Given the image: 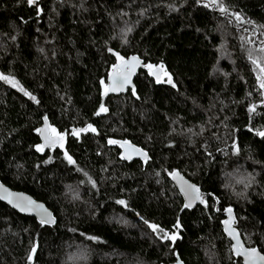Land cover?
<instances>
[{
    "label": "trees",
    "instance_id": "trees-1",
    "mask_svg": "<svg viewBox=\"0 0 264 264\" xmlns=\"http://www.w3.org/2000/svg\"><path fill=\"white\" fill-rule=\"evenodd\" d=\"M262 47L264 0H0V74L19 85L0 81V182L57 219L0 202V264H242L229 208L264 255V93L249 58L264 64ZM133 55L163 79L140 71L97 115L110 69ZM44 118L63 147L37 151ZM123 141L148 159L124 160ZM175 171L203 205L184 207Z\"/></svg>",
    "mask_w": 264,
    "mask_h": 264
},
{
    "label": "water",
    "instance_id": "water-1",
    "mask_svg": "<svg viewBox=\"0 0 264 264\" xmlns=\"http://www.w3.org/2000/svg\"><path fill=\"white\" fill-rule=\"evenodd\" d=\"M136 57L139 60V63L133 68L131 69V75H130V83H127L124 85L123 89H117L115 91L113 90H108L107 93L103 94L101 97V103L102 105H104L105 101L111 97V96H122V95H126L129 91L134 92L135 91V80L139 74L140 71H146L147 73H149L155 81H157L156 75H153V72H156L159 76H160V80L163 79L164 75H165V70L163 68V71L160 70V66H155L152 67V69L150 70L147 65L144 63V61L142 59H140L138 56L133 55L130 56L128 58H125L123 60H121L120 62H117L109 71L108 75H107V85L106 88L111 89V84H112V79L115 78L117 76L118 73L124 71L125 65L128 62H132V58ZM40 130H45L43 135L41 134V132L39 131V138H40V142L41 145L45 144V139L44 136L48 135V136H53L56 137L58 134H55L51 128L50 125L47 121V119H43V123L42 126L40 127ZM79 130V129H78ZM64 139V138H63ZM63 141V140H62ZM61 141V142H62ZM61 142L57 143L54 146H45L43 149L44 150H52L57 148ZM126 141L120 142L119 146L121 149V156L122 157H128V158H123L126 161H132V160H147L148 159V155L141 150L140 148L136 147L135 145H133L130 142L125 143ZM139 150V151H137ZM143 154L147 155V159H145V156ZM171 181L174 185V187L176 188V190L178 191V193L180 194L183 203H184V207L186 203H189V195H195V193H191L188 185H194L195 188L199 189V194L201 196V198L203 199L202 196V192L199 186H197L196 184L192 183L190 180H188L182 173H180L179 171H175L171 174ZM6 190V193L5 191ZM7 193L11 194L10 198H6V199H0V202L5 204L6 206H8L11 210L15 211L16 213H18L21 216H25V217H29V218H34L39 224H41V217L43 215V210H46L47 213L51 214V223L48 224H43L44 226H48V227H53L56 225L57 223V219L54 216L53 212L47 208V206L42 203L39 202L37 200H35L34 198H32L30 195L23 193V192H19V191H14L10 188H8L7 186H5L3 183L0 182V195H6ZM14 197H27L29 199H31L32 201H34L37 205H43V210L40 209H35L32 211H21L19 208L14 207L13 203L10 202V200ZM204 202L202 203L201 200L196 199V200H192L191 201V206L190 207H185L186 209L189 210H193L198 206L203 205ZM223 215L225 216V219L222 223L223 226V231L225 236L228 238V240L231 243V251L232 254L234 256H236L242 264H246V257L243 255V253L241 252L240 254H237V250L234 246L237 245V241H239V245L243 248V249H250L248 247L245 246L242 237L240 235V233L234 228L233 223L235 221L234 219V214L233 212H231V219L229 216V213L227 211H225L223 213ZM229 221L231 228L234 230L233 234L230 235L229 231L226 230L228 228V225H226L224 222L225 221ZM42 225V224H41ZM257 250V249H256ZM258 253H260V255H263L259 250H257ZM171 264H183V262L180 260V258L178 256L175 257V262L171 263Z\"/></svg>",
    "mask_w": 264,
    "mask_h": 264
},
{
    "label": "snow or ice",
    "instance_id": "snow-or-ice-1",
    "mask_svg": "<svg viewBox=\"0 0 264 264\" xmlns=\"http://www.w3.org/2000/svg\"><path fill=\"white\" fill-rule=\"evenodd\" d=\"M36 2V0H29V4H34ZM212 3H215L216 0H211ZM220 11L221 12H226L227 9L225 7H223V5H220ZM236 19L239 21L240 17L237 16ZM261 52H264V47L260 48ZM249 58L251 59L253 65H255V67L258 69L259 71V75L257 76L258 81L260 82V88L264 89V64H262L260 62V60L253 58L250 54ZM118 59L123 60V57H119ZM139 63V60L136 57L132 58V62H128L125 65L124 71L120 72L117 74V76L115 78L112 79V84H111V89L106 88L105 89V94L107 93L108 90H117L120 89L122 90L124 85L127 83H130V75H131V69H133L137 64ZM147 67L151 70L152 69V65H147ZM160 70L163 71V65L160 66ZM153 75H156L157 78V82H160V76L156 73L153 72ZM0 80H5L6 82L10 83L13 87H19L18 82L14 79L11 78L10 76H5L3 74H0ZM168 83H172L171 77L169 76L167 79ZM102 84L104 83L103 81L101 82ZM173 87H175V85L173 84ZM21 91H24L22 88L20 89ZM25 95H29L31 99L36 100L35 96H31L30 93L25 92ZM107 111L106 108H104L103 105H101V108L99 110V112H97V115L100 114V112H104ZM250 112H255V107H250L249 108ZM46 119V118H45ZM95 131L94 128H92L91 125L88 126L87 129H79V130H74L73 131V135H78L79 132L82 131ZM41 132V134L43 135L45 130H38ZM53 132H55V129H52ZM258 135L260 136H264V131H260L258 132ZM45 139V144L44 145H38L37 146V151H42L43 148L45 146H54L57 143L61 142L63 140V136L58 134L56 137L53 136H48L45 135L44 136ZM109 143L115 144L117 143L114 140H110ZM127 143V142H125ZM62 146V145H61ZM139 151V150H137ZM145 156V159H147V155L143 154ZM65 157L68 160L69 163H75V161L72 160V157L70 155H68L67 152H65ZM122 158H128V157H122ZM188 188L190 190L191 193H195V195H189V203L185 204V207H190L191 206V201L192 200H196L199 199L201 200V202L203 203V199L201 198L200 194H199V189L195 188L194 185H188ZM6 193V190H4ZM11 194L7 193L6 195H0V199H6V198H10ZM10 202L13 203L14 207L19 208L21 211H32L35 209H40L43 210V205H37L34 201H32L31 199L27 198V197H14L10 200ZM117 203L120 204H125L124 201H117ZM229 213L230 219H231V212L232 209L229 208L226 210ZM41 224H48L51 223V214L47 213L46 210H43V215L41 217ZM226 225H228V228L226 230L229 231V234L232 235L234 230L231 228L229 221H225L224 222ZM149 227L152 228V230L155 232L157 230H159L163 235L161 236L162 239H170L172 241H175L177 239V236L175 234H170L168 232H164L163 229H158V226L155 224H149ZM177 229L179 228V225L176 226ZM237 250V254H240L241 252L243 253V255L246 257V264H264V255H260V253L257 252V250L255 248L252 249H243L240 245H239V241H237V245L234 246ZM32 253H35V247H33L32 249ZM31 255L29 256V259L31 260Z\"/></svg>",
    "mask_w": 264,
    "mask_h": 264
},
{
    "label": "rangeland",
    "instance_id": "rangeland-1",
    "mask_svg": "<svg viewBox=\"0 0 264 264\" xmlns=\"http://www.w3.org/2000/svg\"><path fill=\"white\" fill-rule=\"evenodd\" d=\"M0 81H3V82H5V83H7L8 85H10V86H12L10 83H8V82H6L5 80H0ZM13 87V86H12ZM14 88H18V87H14ZM261 89V88H260ZM262 90V93H264V89H261ZM54 133H56V132H54ZM62 146L61 147H63V144H61Z\"/></svg>",
    "mask_w": 264,
    "mask_h": 264
},
{
    "label": "flooded vegetation",
    "instance_id": "flooded-vegetation-1",
    "mask_svg": "<svg viewBox=\"0 0 264 264\" xmlns=\"http://www.w3.org/2000/svg\"><path fill=\"white\" fill-rule=\"evenodd\" d=\"M55 134H56V133H55ZM62 143H63V141L61 142V144H62ZM61 144H60V145H61ZM60 145H59V146H60Z\"/></svg>",
    "mask_w": 264,
    "mask_h": 264
},
{
    "label": "bare ground",
    "instance_id": "bare-ground-1",
    "mask_svg": "<svg viewBox=\"0 0 264 264\" xmlns=\"http://www.w3.org/2000/svg\"><path fill=\"white\" fill-rule=\"evenodd\" d=\"M199 207V206H198Z\"/></svg>",
    "mask_w": 264,
    "mask_h": 264
}]
</instances>
